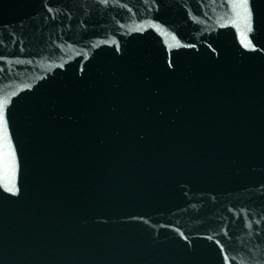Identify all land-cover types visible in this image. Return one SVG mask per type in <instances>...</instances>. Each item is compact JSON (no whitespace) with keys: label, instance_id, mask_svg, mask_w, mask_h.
Instances as JSON below:
<instances>
[{"label":"water","instance_id":"1","mask_svg":"<svg viewBox=\"0 0 264 264\" xmlns=\"http://www.w3.org/2000/svg\"><path fill=\"white\" fill-rule=\"evenodd\" d=\"M0 116V264H264V0H0Z\"/></svg>","mask_w":264,"mask_h":264},{"label":"snow or ice","instance_id":"2","mask_svg":"<svg viewBox=\"0 0 264 264\" xmlns=\"http://www.w3.org/2000/svg\"><path fill=\"white\" fill-rule=\"evenodd\" d=\"M247 3H248V0H244V6H245V8H247ZM252 47L253 48H255L256 47V45L255 44H253L252 45ZM3 119V117L2 116H0V120H2ZM13 191H15V189H13Z\"/></svg>","mask_w":264,"mask_h":264}]
</instances>
